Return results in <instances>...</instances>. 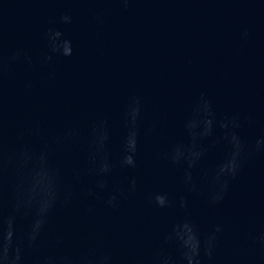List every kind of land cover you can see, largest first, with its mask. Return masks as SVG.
<instances>
[{
    "label": "water",
    "instance_id": "95a60500",
    "mask_svg": "<svg viewBox=\"0 0 264 264\" xmlns=\"http://www.w3.org/2000/svg\"><path fill=\"white\" fill-rule=\"evenodd\" d=\"M0 264H264V0H0Z\"/></svg>",
    "mask_w": 264,
    "mask_h": 264
}]
</instances>
